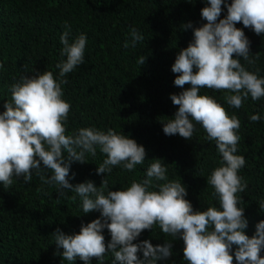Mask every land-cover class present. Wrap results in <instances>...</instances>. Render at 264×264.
<instances>
[{
	"label": "clouds",
	"instance_id": "clouds-1",
	"mask_svg": "<svg viewBox=\"0 0 264 264\" xmlns=\"http://www.w3.org/2000/svg\"><path fill=\"white\" fill-rule=\"evenodd\" d=\"M205 2L201 18L207 22L195 28L191 22L182 26L192 29L193 38L178 52L171 71L178 74L174 85L190 87L170 95L179 107L173 117L162 122V130L165 135L178 134L191 141L199 124L206 138L215 141L221 159L207 184L218 206L194 210L186 198L182 178L169 179V164L161 158L152 159L142 179L116 191L108 188L106 176L99 187L91 180L70 183L75 176L69 175L71 164L87 163L88 156L95 157L98 150L105 158L97 174L107 175L114 167L131 172L143 165L146 157L143 145L111 128L67 131L71 104L64 98L63 85L68 83L67 74L84 63L86 34L72 39L71 26L65 24L60 36L62 59L56 64L58 73L46 70L31 77L22 75L9 86L10 99L0 112V185L10 187L14 178L28 184L36 175L44 183L57 186L59 197L66 191L75 193L71 199L79 197L83 214L100 213L90 223L82 224L79 233L69 235L59 228L52 233L62 262L75 264L79 259L91 264L96 258L97 264H104L105 255L111 253V264H159L173 255L172 241L179 238L184 242L186 264H233V257L236 264H264V256L260 255L264 251V220L256 224L251 237L245 232L248 219L239 194L248 185L239 174L246 165L245 157L237 154L240 121L234 113L229 115L214 96L200 94L205 87L226 90L224 100L237 109L249 96L253 101L264 98V76L259 75V69L250 71L241 63L243 59L253 65L255 59L249 38L236 27L242 22L245 28L264 36V0ZM224 9L226 15L220 18ZM129 37L125 48L129 43L135 48L144 40L136 27L130 29ZM145 61L142 55L137 63L142 66ZM261 119L264 117L260 114L250 117L251 121ZM47 171L51 175H42ZM259 208L264 210V202ZM156 226L172 239L155 246L147 239L134 243L144 230ZM104 229L111 237L107 244Z\"/></svg>",
	"mask_w": 264,
	"mask_h": 264
},
{
	"label": "trees",
	"instance_id": "trees-1",
	"mask_svg": "<svg viewBox=\"0 0 264 264\" xmlns=\"http://www.w3.org/2000/svg\"><path fill=\"white\" fill-rule=\"evenodd\" d=\"M205 6V0H0V112L10 99L9 86L22 75L31 77L46 70L58 73L56 64L62 59L63 47L60 36L68 24L71 38L84 33L87 44L84 63L67 74L68 83L63 85L64 98L71 104L67 131L111 128L135 139L146 150L143 165L131 172L114 167L107 175L96 172L105 158L98 150L95 157L88 156L87 163L71 164L69 175L75 176L70 183L91 180L99 187L106 176L108 188L116 191L142 179L152 159L161 158L169 164V179L182 178L186 198L194 210L218 206L213 189L207 184L221 159L215 141L206 138L199 124L191 141L178 134L165 135L162 130V122L173 117L179 107L170 95L190 87L174 85L178 74L171 71L176 55L193 38L192 29L182 26L191 22L195 28L206 23L201 18ZM225 15L226 9L220 18ZM132 27L139 29L144 40L135 48L130 43L125 48ZM236 27L242 28L249 38L255 59L253 65L243 59L241 63L250 71L259 69V75L264 76V36L245 28L242 22ZM142 55L146 61L141 66L137 60ZM200 94L214 96L229 115L234 113L240 121L237 154L245 157L246 165L239 174L248 186L239 195L248 219L245 232L251 237L256 224L264 220V210L259 208L264 202V119L251 121L250 117H264V98L253 101L249 96L237 109L224 100L226 90L205 87ZM74 195L66 191L59 197L57 186L44 183L36 175L28 184L22 178H14L8 188L0 185V264H68L56 254L52 233L57 228L69 235L79 233L82 224L100 216L98 211L83 214L79 197L71 199ZM103 234L107 244L110 233L104 229ZM145 239L155 246L172 238L156 226L144 230L134 243ZM172 245L173 255L159 264H186L183 240L177 238ZM260 255L264 256V251ZM112 259L107 253L104 264H111ZM75 264L84 262L77 259ZM91 264H97V259L92 258Z\"/></svg>",
	"mask_w": 264,
	"mask_h": 264
}]
</instances>
